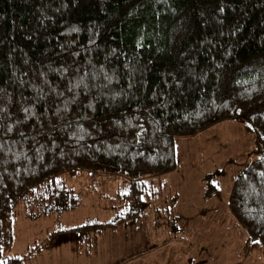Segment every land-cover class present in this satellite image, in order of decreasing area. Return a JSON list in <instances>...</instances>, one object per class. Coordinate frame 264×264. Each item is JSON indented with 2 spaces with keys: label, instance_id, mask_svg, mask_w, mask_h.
I'll return each instance as SVG.
<instances>
[{
  "label": "trees",
  "instance_id": "16d2710c",
  "mask_svg": "<svg viewBox=\"0 0 264 264\" xmlns=\"http://www.w3.org/2000/svg\"><path fill=\"white\" fill-rule=\"evenodd\" d=\"M233 119L260 152L226 204L244 249L264 251V0H0V264L42 248L12 255L19 205L36 218L79 204L66 175L127 186L110 221L52 232L78 251L91 231L142 217L157 197L148 180L178 166L176 138Z\"/></svg>",
  "mask_w": 264,
  "mask_h": 264
},
{
  "label": "rangeland",
  "instance_id": "374dc122",
  "mask_svg": "<svg viewBox=\"0 0 264 264\" xmlns=\"http://www.w3.org/2000/svg\"><path fill=\"white\" fill-rule=\"evenodd\" d=\"M245 124L243 120H224L195 136L176 138V170L148 180L147 192L153 190L157 197L147 203V210L136 222L114 235L106 228L93 235L95 262L264 264L263 250L244 249V230L226 204L233 180L260 152L257 133L247 130ZM208 174L209 181L219 188L217 196L204 194ZM66 177L68 187L76 189L79 204L67 212L36 218L26 205H19L13 221L12 255L23 256L35 243H41L42 253H54L55 260L61 257L68 262L75 252L71 237L53 231L110 221L124 210L116 198L127 188L124 178L86 172ZM171 193L178 195L174 206L168 203ZM170 205L167 213L164 209ZM69 264H75L74 260Z\"/></svg>",
  "mask_w": 264,
  "mask_h": 264
},
{
  "label": "crops",
  "instance_id": "0c3cea01",
  "mask_svg": "<svg viewBox=\"0 0 264 264\" xmlns=\"http://www.w3.org/2000/svg\"><path fill=\"white\" fill-rule=\"evenodd\" d=\"M126 222L129 224H120L119 226L112 228L110 230V232L114 235V233L120 232V230L122 228H127L129 225H131L133 223L130 221H126ZM103 232H104V230H103ZM101 234H102V232H101ZM93 235H96V233L90 235L88 243L87 242L84 243V245L85 246L88 245V248H90V249L88 250V248L87 249L83 248L81 250L76 251L75 248L73 247L75 252L73 255L70 256L71 257V259L69 258L70 261L74 260L75 264H90V263L97 264L95 262V258H94L95 257L94 252L96 250L91 249L92 246L93 247L97 246L96 237H94ZM113 235H111V236L114 237ZM104 237H105V235H104ZM43 254H46L45 257H47V262H46V259L42 256ZM30 258L31 259H29L26 262V264H69V262H70V261H68V262L61 261V260H63L61 257L58 258L57 260H55L57 257H55L54 253H50V252L42 253L41 250L38 253H36V255H33ZM59 261H61V262H59Z\"/></svg>",
  "mask_w": 264,
  "mask_h": 264
}]
</instances>
